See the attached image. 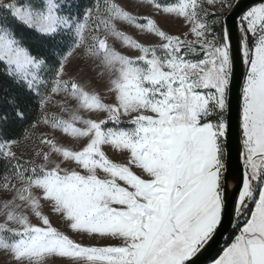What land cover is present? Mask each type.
<instances>
[{
  "label": "snow or ice",
  "instance_id": "obj_1",
  "mask_svg": "<svg viewBox=\"0 0 264 264\" xmlns=\"http://www.w3.org/2000/svg\"><path fill=\"white\" fill-rule=\"evenodd\" d=\"M143 3L180 30L135 0H0L11 264H264V0ZM85 66L107 75L111 102Z\"/></svg>",
  "mask_w": 264,
  "mask_h": 264
},
{
  "label": "rangeland",
  "instance_id": "obj_2",
  "mask_svg": "<svg viewBox=\"0 0 264 264\" xmlns=\"http://www.w3.org/2000/svg\"><path fill=\"white\" fill-rule=\"evenodd\" d=\"M118 3L122 5H126L128 3V0H117ZM134 11L138 15H151L153 18L157 19L158 23L161 24L165 29L169 30L172 33H177L180 29L178 25H170L168 23H165V19L162 15H157L156 13L153 12V10L146 6L143 3V0H135V7ZM118 27L121 30L126 31L128 34L132 35L134 38L143 41H146L150 39V36L146 33L140 32L138 29H135L132 26H128L125 23H119ZM111 44H113L114 47H116L118 50L123 51V52H129L133 50H128L125 49L124 46L118 41L114 39H110L109 41ZM73 73H76V70L73 69ZM78 77L82 82L88 83L89 81L91 82L89 87H91L93 90L98 91L101 96L105 99V102H111V97L106 94L105 92V84L107 82V75L100 76L98 72H92L88 69V67L85 66L84 71L78 73ZM60 97L57 96L54 98V104L51 108L52 112H55L57 114L63 115V113L59 112L58 107L56 106L55 101H59ZM92 118H95V114H92ZM58 138H60L61 143L65 144L66 146L70 147H78L77 142L70 137H62L61 134H57ZM108 155L110 158L120 161L123 160V156H121L118 152L111 150V149H106ZM46 214L50 215V219L52 220L54 226L60 228V230L67 232L69 235H72L73 238L75 239H81L80 236H78L75 233H72L71 230L68 228L67 223L62 220L58 214L50 213L48 208L44 209ZM33 222H36V218L33 216L31 217ZM4 217L0 215V222H3ZM104 243V242H101ZM0 264H11L10 258L7 256V254L3 253L0 251Z\"/></svg>",
  "mask_w": 264,
  "mask_h": 264
},
{
  "label": "water",
  "instance_id": "obj_3",
  "mask_svg": "<svg viewBox=\"0 0 264 264\" xmlns=\"http://www.w3.org/2000/svg\"><path fill=\"white\" fill-rule=\"evenodd\" d=\"M239 85L237 84L236 88L233 91V96H232V103H233V116L235 118V110H236V104H237V90H238ZM231 181H229V184L231 186ZM223 241H221L222 243Z\"/></svg>",
  "mask_w": 264,
  "mask_h": 264
}]
</instances>
